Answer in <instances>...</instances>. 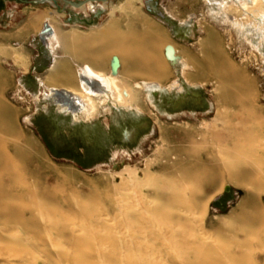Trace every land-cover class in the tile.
I'll list each match as a JSON object with an SVG mask.
<instances>
[{"label": "rangeland", "instance_id": "obj_1", "mask_svg": "<svg viewBox=\"0 0 264 264\" xmlns=\"http://www.w3.org/2000/svg\"><path fill=\"white\" fill-rule=\"evenodd\" d=\"M35 1L25 0L24 2H18L17 0H7L0 11V105L3 102L6 104L0 106L1 112L6 114L4 115L0 112V119H2L0 120V129L6 126L11 129L8 133L5 132V135L4 132H2L3 135L0 132V139H6L7 141L5 142L9 143L7 144L8 147L12 146L13 143H17L19 146L21 144L25 151H30L36 159L41 161V154L32 142L35 139L41 144L40 146L48 161L56 169L59 168L58 170L67 176L65 178L68 183L72 184V189L74 190L70 189L64 193L74 198L75 196H72L73 194L71 193L75 191L74 194L78 193L77 195L80 196L79 192L83 191L84 195L86 193V198L89 199V202L96 206L94 207L92 204L89 217L77 214L80 217L76 218V220L62 222L64 224L67 223L65 224L67 226L63 224L65 228L75 223L68 228L69 230L70 228L79 230L82 227L85 229L92 227L93 231L99 223V221H95L100 219L103 227L110 229V232H108L109 230L105 228V233L116 235L117 229H119L118 226H120L121 222V224H124L123 221L126 219L124 215L121 216L118 213L120 201L128 200L131 203H136V205L141 204L151 200L149 197H143V195L153 192L152 187L127 188L125 191H116L117 187L121 188L122 176L124 175L125 178H128L126 170L132 171L134 176L140 179L145 178L147 173L151 175L155 173L156 177L165 179L164 176L166 174L160 169L161 165L166 163L165 152L168 150L173 152L175 147L177 148L178 146L166 144L168 140L174 138L175 133L182 134L185 129L194 127L197 130H202L205 122L209 123V125L213 124L217 108L216 93L214 91V82L216 81L213 77H196L197 70L192 68V64L185 67L181 58L173 60V62L172 57L171 60L168 58L170 56L168 50L176 48L180 56L185 53L202 62L206 59L201 54L202 48L205 47L206 52V48H209V41L212 44L216 40L212 45H217V41L218 43L221 42L220 45L226 54L227 60L235 67L244 70L248 78L251 79L252 83L248 81L243 86L253 93L257 91L258 103L264 108V43H260L261 37L259 36V38L257 33L256 35H254L255 32L252 35L250 33L246 34L245 30L234 26L233 24L237 22V19L242 17L237 14L236 16L233 12L220 15L218 9V13L214 10L216 6L212 7V4L206 0H136L133 3L134 10L129 9L131 4L129 0H89L83 6L78 7L66 4L62 0H56V2L46 1L42 4L35 3ZM72 1L82 2L85 0ZM89 3H95V6L99 3L101 6H97L99 9L97 12L90 10L89 13H86L78 9L79 7L84 10L88 9ZM58 12L62 13L61 17L57 15ZM231 15L234 16L231 17ZM227 16L232 20L231 22L227 20ZM31 17H34L33 26L31 25L29 28L28 25L30 24L28 21ZM52 17L58 23L57 26L64 32L76 31L74 38L77 40L76 42L73 40L71 46L69 41L66 42H69L67 44L68 47L65 46L67 52H63V49H60L58 52V56L60 55L59 64L53 70L51 67L54 56L47 48L49 34H40L41 29L47 27ZM26 28L27 30H25ZM119 35H132L143 38L145 41L143 49L147 48L145 51L141 49L144 54H149V52H152L151 50L156 48L155 45L157 47L159 45L158 49L161 52L162 61L164 59L168 65L167 67H169L168 77L165 78L162 84L164 89L156 88L153 91V103L147 97L146 91L145 94L139 93L137 105L141 107L140 111L115 107L110 101L103 103L102 100L105 98L103 96L94 97L97 110L91 117L83 114H79L77 117L71 106L70 108L67 106L68 109L64 110L66 106L63 107L62 104L65 101L59 100V93L61 91L65 94L62 89L69 87L79 88L81 83L78 77V65L89 63L100 68H105L106 66L103 65H107L109 72L113 59H120V55L116 52V42ZM157 38L160 39L156 42ZM151 44L152 49L149 46ZM207 44L208 46H206ZM212 45L211 47H214ZM127 48L133 47L127 45ZM17 53L25 57L27 66L21 65L16 60L15 56ZM97 55L98 57H96ZM99 56L102 58L105 56V64L103 63L104 60ZM89 58L92 59L93 63L86 61ZM205 69L208 72L210 71L207 66ZM136 73L131 71V75L135 77L133 78L135 82L145 78L144 75H139L138 73V77L135 76ZM187 75L192 79L191 82L188 80ZM125 76L126 81L130 79L127 72ZM39 79H49L48 88H59L58 97L53 98L54 96L48 95L50 90L41 86ZM175 82L180 85L170 91L169 88ZM250 84L254 86H250ZM98 85L97 83L91 85L93 93L101 90L100 85ZM99 99L101 100L99 101ZM47 119L52 120V125L49 124ZM80 127H84L88 132L92 128H98L97 133L99 134H96V136H106L105 138L108 141L102 162L93 164L92 167L87 169L76 164L74 160L53 154L49 150L45 137L41 132V130L49 132L48 139H51L52 136L56 137L61 132L67 135L76 134ZM125 132L130 134L128 139L125 138ZM10 142L12 143L11 145ZM9 150L12 152V148H9ZM35 172L43 175L46 180L52 175L51 172L40 168L39 170L36 169ZM69 172L78 174L80 179L74 182L70 179ZM57 183L55 182V185ZM227 187L230 188L229 192L225 190ZM84 195L80 196V199L81 197L84 199ZM208 195L205 198V203L208 205L205 220L207 222H217L224 219L227 220V218H231L238 212L245 197V190L234 184L227 183L223 189L219 188ZM139 200L140 202H138ZM62 204L66 208L70 206L68 201H62ZM70 207L72 208V206ZM73 208L74 210L77 209L74 206ZM37 218L38 220L40 219V224L41 222L42 224L44 223L40 217ZM62 223L58 225L59 227H47L45 225L47 231L49 232L50 229V233L57 237L53 242H39L40 240L32 236L30 229L25 225L20 224L19 226L15 224L14 226L11 224L12 227L9 224L7 227H12V231L15 227L13 235L26 238V241L22 242L24 248L32 250L34 257L39 258V261L46 257H51L52 261L50 264H80V262L82 264V261L86 259L82 258V256L85 257L86 254L91 253V256L97 262L96 264H113L112 261L115 264L130 263L126 259L121 261L122 259L119 260L118 258L106 262L104 258H98L97 254L95 255V252H92V247L82 250L70 246L64 240L63 234L64 232L68 233V231L63 230ZM89 223L92 224L88 225ZM85 229H80V233L85 234ZM241 229L245 232L248 230L250 232L248 245L251 246L249 250L252 252H248L249 250L244 252L243 260H247L244 263L264 264V227L253 226ZM2 232L0 230L1 242L6 240V245L13 247L16 245L14 249L19 248L17 247V245L19 246L17 242L14 244L12 241V243L10 236L5 232H3V236ZM56 233H61L60 237ZM93 234L98 237L101 233L95 231ZM127 234L131 235L133 233L126 232L125 235L127 236ZM1 235L4 239H2ZM97 237L95 238L96 241H93L98 243V245H95L96 249L101 252H110L109 244L103 246L101 240ZM5 244L0 245V264H33V262L26 259L22 260L20 256H15L12 253L8 255V250L4 247ZM158 246L159 248L152 247L153 252H149L151 256H155L158 252L163 253L155 264H177V262L178 264H183L182 259L178 257L177 259H174L176 257L169 258V260L168 256L165 255L166 248L162 245ZM79 250H82L83 253L82 251L79 252ZM64 252L69 254H66L67 256L65 257V254H62ZM41 262L42 264L46 263L45 260Z\"/></svg>", "mask_w": 264, "mask_h": 264}, {"label": "bare ground", "instance_id": "obj_2", "mask_svg": "<svg viewBox=\"0 0 264 264\" xmlns=\"http://www.w3.org/2000/svg\"><path fill=\"white\" fill-rule=\"evenodd\" d=\"M129 1L131 2L129 9L134 10L133 3L136 0ZM206 1L211 3L212 7L216 6L214 10L217 12L218 9L220 15L233 12L235 15L241 16L240 19L236 18V25H233L245 30L246 34L252 35L255 32L254 35H256L257 33L258 37H261L260 43H264V0ZM97 6L101 5L98 3L95 6V3H89L88 9L84 10L82 7L78 9L86 13H89L90 10L97 12L99 10ZM57 15L61 17L62 13L58 12ZM33 18L31 17L28 21L29 28ZM54 21L55 19L52 17L47 27L40 31L42 35L49 34L47 48L54 56L52 70L59 64L60 55L58 56V52L60 49L67 52L65 46L68 47L67 44L75 40L74 33L76 32L74 30L64 32ZM122 36L119 35L116 42V52L120 55V59H116L115 68H112L113 62L111 63L109 72L89 63L78 65V77L81 84L79 88L62 89L66 95L65 103L62 104L63 107L66 106L64 110L71 106L77 117L79 114L91 117L97 110L94 97L103 96L105 97L102 100L103 103L110 101L115 107L140 111L141 107L137 105L138 94H145L146 92L147 97L153 103L152 93L156 88H163L162 84L168 77L169 69L165 60L162 61L161 52L158 49L159 45L158 47L155 45L156 48L153 50H151L152 44L149 45L152 52L144 54L142 51L147 50V48L143 49L145 42L143 38L132 35ZM159 39L157 38L156 42ZM67 41L69 42L66 43ZM220 43L217 41V45H212L209 41V48H206V52L202 44L201 54L206 57L202 62L185 53L180 56L176 48L171 50L174 56L172 60L181 58L183 61L181 59L180 61L184 63L185 67L192 64V68L197 70L196 77H213L216 81L214 82L217 101L216 117L211 125L205 122L202 130L191 127L185 129L182 134L175 133V137L168 140L166 144L178 146L173 152L169 150L165 152L166 157L164 158L168 164L165 163L160 167L166 174L165 179L156 177L155 173L153 175L147 173L145 178L140 179L126 168L128 178L122 174L121 188L117 187L116 191H125L127 188L152 187L153 192L144 194L143 197H149L151 200L141 204L136 205V203H131L128 200L120 201L118 213L121 216L124 215L126 219L123 221L124 224L120 223L119 229L116 228L118 230L116 235L106 234L105 228L107 227H103L100 219L95 221H99V223L93 230L94 232L92 227L89 229L82 227L86 230L85 234L80 233L79 230L82 228L79 230L70 228L69 230L68 228L75 223L65 228L67 223L62 222L76 220L80 217L77 214L89 215L93 203L86 198V193L84 195L83 191L79 192L80 196L84 195V199L82 197L80 199L78 193L74 194L75 191L71 193L72 196H75L74 198L64 193L72 189V184L68 183L65 178L67 176L60 172L59 168L56 169L48 161L40 146L41 144L35 139L32 142L41 154V161L36 159L30 151H25L21 144L19 146L17 143L12 144L10 142L12 146L8 147L7 144L9 143L5 142L7 140L0 139V230L10 236L11 240L9 238L8 240L13 241L14 244L15 242L19 244V246L17 245L19 248L14 249L16 245L13 247L6 245V240L5 242L0 241V245L5 244L4 247L8 250V255L12 253L15 256H20L22 260L26 259L33 262V264H42L41 261L43 260L46 262L44 264H50L51 257L39 261V258L34 257L32 250L24 248L22 242L24 243L26 238L13 235L15 227L12 231L13 226L11 224L27 226L32 236L37 240L39 239V242H53L57 237L50 233L49 228L48 232L47 227H56L62 223L65 225H63V230L68 231V233L63 231L66 243L82 250L92 247V252L94 251L98 258H104L106 262L118 258L119 260L122 259L121 261L126 259L131 264H155L163 253L158 252V254H154L155 256L149 254L153 252V248H159L158 245L166 248L165 255L168 256V259L173 257L177 259L178 257L182 259L183 264H242L246 262L247 260H243V257L244 252L251 249V246L248 245L250 232L248 229L245 232L241 228L264 227V108L258 103L257 91L253 93L243 86L251 79L248 78L244 70L235 67L227 60ZM127 45H131L133 48H127ZM73 46L75 47V45ZM169 54L171 55L170 52ZM15 58L21 65L27 66L23 55L17 53ZM102 59L104 60L105 56ZM97 61L99 62V60ZM206 66L210 69L209 72L205 69ZM218 66L220 67L218 68ZM131 71L144 75L145 78L135 82L133 79L135 77L131 75ZM126 72L130 77L127 81L125 80ZM137 73L135 76L138 77ZM187 78L191 82L192 79L188 75ZM48 80H40L41 86L48 88ZM96 83L100 85L101 90L93 93L91 85ZM179 85L178 82H175L169 90L172 91V88ZM250 86L254 85L250 84ZM48 89L50 90H48V95L54 96L53 98L60 91L59 88L49 87ZM169 90L167 91L169 92ZM2 114L6 115L5 113ZM10 130L9 126H6L1 128L0 132L1 134L4 132L5 135V132L8 133ZM9 148H12V152ZM39 168L51 172V177L46 180L43 175L35 172ZM126 172L124 171V173ZM69 175L74 182L80 179V176L74 172H69ZM55 182L58 183L55 185ZM227 183L245 190L244 200L236 213L238 215L235 214L227 220L207 222L205 217L207 216L208 205L205 203V198L219 188L223 189ZM62 201H68L72 208L74 206L77 209L74 210L70 206L64 207ZM95 210L97 209L95 208ZM37 217H40L45 224L43 223V225L42 222L40 224V219L38 220ZM107 220L109 221V219ZM9 224L12 226L11 228L10 226L7 227ZM107 230L110 232V229L107 228ZM95 231L101 233L98 237L103 246L109 244L110 252H101L96 249L95 245L98 243L93 242L96 241L95 238L97 237L93 234ZM3 232L2 235L4 236ZM126 232L133 234L126 236ZM2 235L1 237L4 239ZM27 236L29 237V235ZM154 250L156 251V249ZM81 251L79 250V252ZM150 251L151 253H149ZM62 254H65L66 257L69 253L64 252ZM82 258H86L84 261L81 260L82 264L97 263L91 253L86 254L85 257L82 256ZM112 262L115 264L114 261Z\"/></svg>", "mask_w": 264, "mask_h": 264}, {"label": "trees", "instance_id": "obj_3", "mask_svg": "<svg viewBox=\"0 0 264 264\" xmlns=\"http://www.w3.org/2000/svg\"><path fill=\"white\" fill-rule=\"evenodd\" d=\"M52 125L50 119H47ZM98 128L90 129L80 127L76 134L67 135L64 132L48 139L49 132L41 130L49 150L59 157L74 160L82 168H90L93 164L102 162L106 153L107 139L104 136H96Z\"/></svg>", "mask_w": 264, "mask_h": 264}, {"label": "water", "instance_id": "obj_4", "mask_svg": "<svg viewBox=\"0 0 264 264\" xmlns=\"http://www.w3.org/2000/svg\"><path fill=\"white\" fill-rule=\"evenodd\" d=\"M46 1L56 2V0H36L35 3L42 4V3L46 2ZM62 1L65 2L66 4L72 5L73 7H75V6L78 7V6H83V5L85 4V2H87V1H89V0H85V1H82V2H74V1H72V0H62ZM90 1H94V0H90ZM99 13H100V12H99ZM168 52L171 53V55L168 56V58H170V60H171V57H174V56H173L171 50H168ZM172 61H173V60H172ZM173 62H174V61H173ZM115 67H116V58L113 59V63H112V68H115ZM65 97H66V95H65L63 92H60V93H59V100H60V101L65 100ZM124 135H125V138H126V139H128V138L130 137L129 132H125ZM225 190H226V192H229V191H230V188L227 187Z\"/></svg>", "mask_w": 264, "mask_h": 264}, {"label": "flooded vegetation", "instance_id": "obj_5", "mask_svg": "<svg viewBox=\"0 0 264 264\" xmlns=\"http://www.w3.org/2000/svg\"><path fill=\"white\" fill-rule=\"evenodd\" d=\"M7 0H0V11L3 9L4 4ZM18 2H24L25 0H17Z\"/></svg>", "mask_w": 264, "mask_h": 264}, {"label": "crops", "instance_id": "obj_6", "mask_svg": "<svg viewBox=\"0 0 264 264\" xmlns=\"http://www.w3.org/2000/svg\"><path fill=\"white\" fill-rule=\"evenodd\" d=\"M87 62H92L93 63V61H92V59L91 58H89L88 60H86ZM103 66H106L105 68H103V69H105L106 71H108V66L107 65H103Z\"/></svg>", "mask_w": 264, "mask_h": 264}]
</instances>
